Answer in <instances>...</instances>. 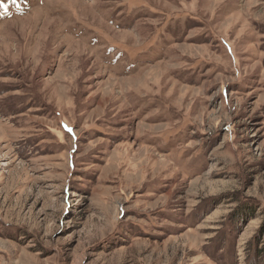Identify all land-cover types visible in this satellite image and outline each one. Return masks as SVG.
I'll return each instance as SVG.
<instances>
[{"label":"rangeland","instance_id":"1","mask_svg":"<svg viewBox=\"0 0 264 264\" xmlns=\"http://www.w3.org/2000/svg\"><path fill=\"white\" fill-rule=\"evenodd\" d=\"M0 264H264V0H0Z\"/></svg>","mask_w":264,"mask_h":264}]
</instances>
